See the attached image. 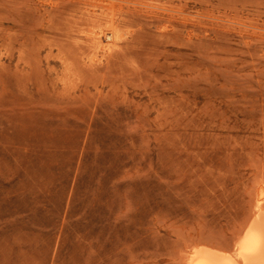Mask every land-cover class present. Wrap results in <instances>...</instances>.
Wrapping results in <instances>:
<instances>
[{
	"label": "rangeland",
	"instance_id": "1",
	"mask_svg": "<svg viewBox=\"0 0 264 264\" xmlns=\"http://www.w3.org/2000/svg\"><path fill=\"white\" fill-rule=\"evenodd\" d=\"M263 182L264 0H0V264L232 251Z\"/></svg>",
	"mask_w": 264,
	"mask_h": 264
},
{
	"label": "bare ground",
	"instance_id": "2",
	"mask_svg": "<svg viewBox=\"0 0 264 264\" xmlns=\"http://www.w3.org/2000/svg\"><path fill=\"white\" fill-rule=\"evenodd\" d=\"M104 14H102V16ZM237 22H238V20H237ZM111 23H112V21H111ZM115 23H117V21ZM115 23H113V24L115 25ZM138 25H140V24H138ZM109 27H111V26H109ZM117 27H118V25H116V27L113 26V28L111 27L112 28L111 31H109V29H108L109 32L106 33V39L109 41V44H111L113 46L120 44V42H123V41H121L123 36L122 37L119 36V34H118L119 30ZM122 32L123 31H120L119 33H122ZM89 34H90V32H89ZM97 35H96V37H98L100 35V38H102L101 33L98 36ZM103 37H105V36H103ZM119 40H120V42L118 43ZM95 41H97V40H95ZM99 41H100V39H99ZM138 43H140V42H138ZM99 45L101 46V43H99L98 46ZM76 46H78V45H76ZM86 49H88V48H86ZM79 51H81V50H79ZM81 55H83V54H81ZM80 60L82 61V59H80ZM93 61H91V62H93ZM258 187H259V185L257 186V188ZM257 192H258L257 193L258 195L257 196L255 195L256 202H255L254 211H253L252 215L250 216V218L246 221L240 235L237 236L238 238H237L236 243L234 245V249L232 251H225V250L221 251V250L214 249L211 247L209 248L208 246L203 247L204 245L202 247L200 245L199 246L195 245L191 248L189 254L187 255L185 264H264V184L261 186L260 190L259 189L257 190Z\"/></svg>",
	"mask_w": 264,
	"mask_h": 264
}]
</instances>
